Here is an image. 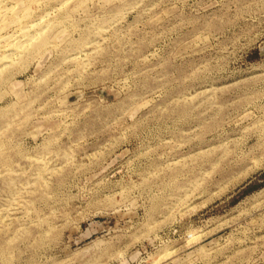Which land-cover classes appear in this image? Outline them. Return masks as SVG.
<instances>
[{"label": "rangeland", "instance_id": "rangeland-1", "mask_svg": "<svg viewBox=\"0 0 264 264\" xmlns=\"http://www.w3.org/2000/svg\"><path fill=\"white\" fill-rule=\"evenodd\" d=\"M0 2V264H264V0Z\"/></svg>", "mask_w": 264, "mask_h": 264}, {"label": "bare ground", "instance_id": "bare-ground-1", "mask_svg": "<svg viewBox=\"0 0 264 264\" xmlns=\"http://www.w3.org/2000/svg\"><path fill=\"white\" fill-rule=\"evenodd\" d=\"M1 3V2H0ZM14 33V32H13ZM7 43V42H6ZM1 44V43H0ZM16 44H19V42H15V48H18V46L16 45ZM6 45V44H5ZM23 45H24V43H23ZM14 46V45H13ZM17 46V47H16ZM25 46V45H24ZM1 47V46H0ZM2 47H5L6 48V46H2ZM8 47H11L12 48V45H10V46H8ZM21 46L19 45V48H20ZM23 47V46H22ZM11 48H9V49H11ZM14 48V47H13ZM4 49V48H3ZM7 49V48H6ZM24 50V49H23ZM26 50V49H25ZM11 51V50H10ZM13 51V50H12ZM21 51V50H20ZM19 51V52H20ZM14 52H16V51H14ZM13 53H9V59H11L10 57H12L11 55H12ZM19 55V54H18ZM17 55V56H18ZM13 57H14V55H13ZM6 56H5V58L4 59H8Z\"/></svg>", "mask_w": 264, "mask_h": 264}]
</instances>
